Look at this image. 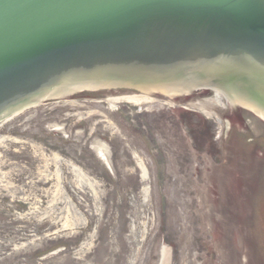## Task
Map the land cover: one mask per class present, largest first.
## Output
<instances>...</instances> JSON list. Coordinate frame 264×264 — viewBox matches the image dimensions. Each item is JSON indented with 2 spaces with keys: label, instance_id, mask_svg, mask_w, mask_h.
Listing matches in <instances>:
<instances>
[{
  "label": "water",
  "instance_id": "water-1",
  "mask_svg": "<svg viewBox=\"0 0 264 264\" xmlns=\"http://www.w3.org/2000/svg\"><path fill=\"white\" fill-rule=\"evenodd\" d=\"M138 92L224 124L202 199L216 262L264 264V0H0V120ZM150 264H171L161 236Z\"/></svg>",
  "mask_w": 264,
  "mask_h": 264
},
{
  "label": "rangeland",
  "instance_id": "rangeland-1",
  "mask_svg": "<svg viewBox=\"0 0 264 264\" xmlns=\"http://www.w3.org/2000/svg\"><path fill=\"white\" fill-rule=\"evenodd\" d=\"M149 95L45 100L0 120V264H150L160 236L171 264H217L202 199L224 124Z\"/></svg>",
  "mask_w": 264,
  "mask_h": 264
},
{
  "label": "bare ground",
  "instance_id": "bare-ground-1",
  "mask_svg": "<svg viewBox=\"0 0 264 264\" xmlns=\"http://www.w3.org/2000/svg\"><path fill=\"white\" fill-rule=\"evenodd\" d=\"M108 101H110L111 103L114 104V102H118V101H125V102H128V103H132L134 105H139L142 104V103H145V102H150V101H153V97H151L148 93H130V94H124V95H114V96H109L107 98ZM39 102L37 103H34V104H30V105H27V107H30V106H33V105H36L38 104ZM26 107V108H27ZM22 109L24 108H21V109H18L17 111L13 112L12 114L8 115L7 117H10L11 115L17 113V112H20ZM205 109H203L204 111ZM206 111V110H205ZM204 111V112H205ZM210 114V113H209ZM5 117V118H7ZM101 141V140H100ZM95 146V145H94ZM108 147V146H107ZM106 145L104 143H99V145L97 146V149L102 155L105 154V151H106ZM109 151V150H108ZM96 152V151H95ZM98 154V153H97ZM109 157V155H108ZM102 159V158H101ZM106 160V159H105ZM139 160V159H138ZM140 162V163H139ZM139 166L141 167V173H142V176L145 175V169H144V166L143 164H141L142 160L139 161ZM143 163V162H142ZM138 165V164H137ZM146 167V166H145ZM148 175V174H147ZM141 178V177H140Z\"/></svg>",
  "mask_w": 264,
  "mask_h": 264
}]
</instances>
